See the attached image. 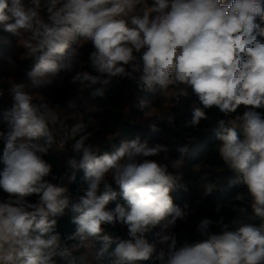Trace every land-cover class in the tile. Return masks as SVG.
Instances as JSON below:
<instances>
[{
    "label": "clouds",
    "instance_id": "1",
    "mask_svg": "<svg viewBox=\"0 0 264 264\" xmlns=\"http://www.w3.org/2000/svg\"><path fill=\"white\" fill-rule=\"evenodd\" d=\"M0 29L18 38L21 59L34 61L27 83L8 82L12 104L6 130H0V189L7 194L0 202V264H93L84 251L93 241L101 243L109 264H264V112L258 111L264 110V0H0ZM85 45L92 48L87 61L80 59ZM84 64L95 74L74 72ZM9 67H15L11 58ZM62 73L72 74L69 83L81 91L92 88L93 99L106 98L125 78L167 96L172 107L191 89L198 102L181 126L198 130L214 107L224 115L205 131L215 133L225 168L237 174L229 186L246 189L233 199L247 206L234 207L238 216L228 222L201 218L196 232L203 239L179 244L172 229L187 223L193 210L170 193L188 191L180 172L188 147L172 158L166 145L137 137L102 151L93 106L84 105L77 114L87 119L70 125L60 104L29 91L62 86ZM68 107L75 109V102ZM137 107L151 130H159L156 121L175 127L172 107L153 115L156 107L143 98ZM68 144L69 172L58 176L45 157L54 145L64 150ZM79 172L83 183L73 202L68 187L53 181L73 183ZM203 187L204 196L218 188ZM118 195L124 203L109 208ZM30 196L36 202H28ZM70 204L76 228L65 239L72 244L56 231V218ZM117 224L126 227V239L104 233L103 225ZM154 230L150 242L146 234Z\"/></svg>",
    "mask_w": 264,
    "mask_h": 264
},
{
    "label": "trees",
    "instance_id": "2",
    "mask_svg": "<svg viewBox=\"0 0 264 264\" xmlns=\"http://www.w3.org/2000/svg\"><path fill=\"white\" fill-rule=\"evenodd\" d=\"M149 3H151V0H149ZM17 39L11 33L0 29V89L4 91L3 97L0 98V130H6L7 125L4 121V115L10 110L12 104L11 97L7 92L9 79L27 83L26 71L30 70L34 63L33 60L20 58L22 49L17 47ZM91 51V45H85L81 49L82 55L80 59L87 61ZM9 58L15 61V67H9ZM81 70L95 74L88 64L77 65L74 72ZM72 74L62 73L65 76L62 86L46 87L39 90L30 88L29 91L33 92L37 98H39L38 93L40 92L53 103L60 104L62 106V114L70 125L75 123L79 118L87 119V114L83 116L77 114L85 112L84 105L88 104L89 106H93L89 109V112L92 113L98 122L97 127L99 131L97 132L96 138L101 145H104L102 151L112 152L120 145L121 141H130L137 137L141 141L146 140L150 145L156 143L166 145L169 148V155L172 158H179L181 156V153L177 151L179 147L185 145L188 147V151L183 154L185 164L180 170L185 182L188 184V191L185 192L177 189L170 193L176 204L183 206L187 203L189 208L193 210V214L189 216L187 223L178 221L177 226L172 229L179 244H183L184 242L194 243L203 239L196 232V225L201 218L209 217L217 220L220 216H223L225 222H228L238 216V212L233 210L234 207L247 206L246 202H239L233 199L238 192H246V189L242 186H229V180L234 179L237 174L225 168L219 153L216 151L215 146L219 141L215 133L205 131L206 128L214 126L218 120L225 118L218 109L214 107L207 110L208 119L201 121L198 130L184 128L181 125L191 119L189 106L193 102H198V98L191 92V89L188 90L186 97H180L181 104L179 106L172 107L167 96L142 90L134 81L125 78L120 79L118 83L114 82L109 87L106 98L97 97L93 99L90 95L93 90L92 88L81 91L78 83H69ZM176 91L175 89L170 90L168 95L174 96ZM141 98L150 101L156 107L153 115L166 112L172 107L170 114L175 118V127L169 126L166 121H156L159 130H151L147 126L150 121L143 118V112L137 107L138 101ZM69 101L75 102V109L68 107ZM243 110L242 107L240 111L242 112ZM258 111L264 112V110L260 109ZM43 140L44 138H41L40 142L43 143ZM2 150L3 144L0 143V171L3 169ZM67 150H69V154L73 155L71 144L66 146V152L56 149L54 145L50 154L45 157L53 164L54 173L58 176L62 174L66 166ZM157 158L159 159V157ZM82 176L83 173L79 172L78 183L70 187L69 191L72 196L76 197L79 194L78 188L83 183ZM53 182L55 183L56 181ZM207 183H216L218 188L210 195L204 196L203 186ZM113 189L119 193V188L115 184H113ZM0 197L4 200L7 199V194L2 189H0ZM26 199L28 202H36L37 197L30 196ZM197 200L202 201L199 206L196 204ZM117 202L124 203L122 197L119 195L117 201L110 202L108 207L114 208ZM217 204L223 206L219 214L215 212ZM72 215L71 208H67L63 216L56 218L58 221L56 231L60 234L62 241L68 244L75 243V241H66L65 239L76 228L71 222ZM103 226L114 236V239L127 238L126 227L120 224H117L115 227L111 225ZM211 230L213 232L219 231L215 226ZM155 231L146 234V239L150 242L155 239ZM88 255L93 260V264H96L94 258L89 254V251ZM102 257H105V261L100 264H109L108 254L105 253ZM138 264H151V262L141 261Z\"/></svg>",
    "mask_w": 264,
    "mask_h": 264
},
{
    "label": "rangeland",
    "instance_id": "3",
    "mask_svg": "<svg viewBox=\"0 0 264 264\" xmlns=\"http://www.w3.org/2000/svg\"><path fill=\"white\" fill-rule=\"evenodd\" d=\"M56 147V149H59V148H57V146H55ZM63 151H65L66 152V149H64ZM67 156H68V154H69V150H67ZM150 159H154V160H157L158 158L157 157H150ZM181 170V169H180ZM72 196V195H71ZM73 197V202H74V200H75V196H72ZM71 205V204H70ZM104 227V226H103ZM104 233L105 234H107V235H109V236H111L113 239H114V236L113 235H111L110 234V232H108V230L107 229H105L104 228ZM92 247L90 248V249H88V251H89V254L94 258V260H95V262H96V264H100L101 262H103V261H105V257H107V256H105L104 258L102 257V255L100 256V249H101V243L100 242H98V241H93L92 242ZM95 250V251H94ZM104 255H105V253H104ZM107 262V261H106Z\"/></svg>",
    "mask_w": 264,
    "mask_h": 264
},
{
    "label": "built area",
    "instance_id": "4",
    "mask_svg": "<svg viewBox=\"0 0 264 264\" xmlns=\"http://www.w3.org/2000/svg\"><path fill=\"white\" fill-rule=\"evenodd\" d=\"M72 156V154H68V156H67V161H68V159H69V157H71ZM66 172H69V169H68V167H67V162H66V166H65V168H64V170H63V172H62V174L60 175V176H62L64 173H66ZM70 174V173H69ZM55 183H58V184H62V185H64V186H67L68 187V189L70 190V187L71 186H73V185H76L77 183H78V173H77V179H76V181L75 182H73V183H69V181H68V179L65 177L63 180H57ZM69 193H70V191H69ZM37 200V199H36ZM68 208H71V205H69V207Z\"/></svg>",
    "mask_w": 264,
    "mask_h": 264
},
{
    "label": "crops",
    "instance_id": "5",
    "mask_svg": "<svg viewBox=\"0 0 264 264\" xmlns=\"http://www.w3.org/2000/svg\"><path fill=\"white\" fill-rule=\"evenodd\" d=\"M4 201V199H2L1 197H0V202H3Z\"/></svg>",
    "mask_w": 264,
    "mask_h": 264
}]
</instances>
